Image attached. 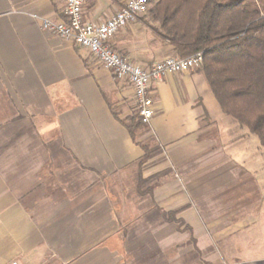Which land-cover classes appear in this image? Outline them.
I'll list each match as a JSON object with an SVG mask.
<instances>
[{
	"label": "crops",
	"instance_id": "crops-1",
	"mask_svg": "<svg viewBox=\"0 0 264 264\" xmlns=\"http://www.w3.org/2000/svg\"><path fill=\"white\" fill-rule=\"evenodd\" d=\"M125 1L83 0V18ZM65 4L0 0V264H264L247 128L197 69L152 83L142 124L127 80L41 27ZM142 16L108 44L146 68L175 51Z\"/></svg>",
	"mask_w": 264,
	"mask_h": 264
},
{
	"label": "trees",
	"instance_id": "trees-1",
	"mask_svg": "<svg viewBox=\"0 0 264 264\" xmlns=\"http://www.w3.org/2000/svg\"><path fill=\"white\" fill-rule=\"evenodd\" d=\"M146 12L175 55L202 54L196 69L221 111L264 150V0H147Z\"/></svg>",
	"mask_w": 264,
	"mask_h": 264
},
{
	"label": "built area",
	"instance_id": "built-area-1",
	"mask_svg": "<svg viewBox=\"0 0 264 264\" xmlns=\"http://www.w3.org/2000/svg\"><path fill=\"white\" fill-rule=\"evenodd\" d=\"M146 10L147 0H126L108 19L94 23L83 18V0H66L63 19H41V27L45 31L87 50L116 77L128 81L133 94V110L142 124H149L153 115L151 84L167 73L196 69L202 61L200 52L188 57L171 55L143 68L114 51L108 44L112 35L125 25L135 22ZM7 264L20 263L12 260Z\"/></svg>",
	"mask_w": 264,
	"mask_h": 264
},
{
	"label": "rangeland",
	"instance_id": "rangeland-1",
	"mask_svg": "<svg viewBox=\"0 0 264 264\" xmlns=\"http://www.w3.org/2000/svg\"><path fill=\"white\" fill-rule=\"evenodd\" d=\"M142 17L151 20L150 17L148 16L147 12H145V14ZM247 141H250L251 142V145H253L251 147V149L250 148L249 149L247 148V162L250 160V156H249L250 153L254 154V153L260 152V153L264 154V150L260 146V144L258 142V139H257V137L255 135H252L251 134V136L249 138H247ZM262 189H264V187H261L260 188L259 192L257 193V196L260 195V192L262 194L264 193V190H262ZM254 195H255V193H254ZM263 199H264V196H263ZM262 210L264 211V206H263V209Z\"/></svg>",
	"mask_w": 264,
	"mask_h": 264
}]
</instances>
